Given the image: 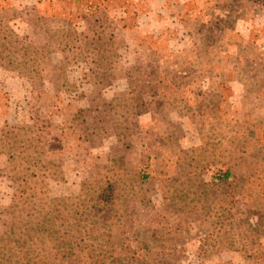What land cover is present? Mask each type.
<instances>
[{
	"label": "rangeland",
	"instance_id": "374dc122",
	"mask_svg": "<svg viewBox=\"0 0 264 264\" xmlns=\"http://www.w3.org/2000/svg\"><path fill=\"white\" fill-rule=\"evenodd\" d=\"M0 264H264V0H0Z\"/></svg>",
	"mask_w": 264,
	"mask_h": 264
},
{
	"label": "trees",
	"instance_id": "16d2710c",
	"mask_svg": "<svg viewBox=\"0 0 264 264\" xmlns=\"http://www.w3.org/2000/svg\"><path fill=\"white\" fill-rule=\"evenodd\" d=\"M229 175V172H226V177ZM110 190H111V187H108L105 189V191H102L100 193V195L98 196V200H99V203H101V205L105 204V206H108L109 204H112V198L110 196Z\"/></svg>",
	"mask_w": 264,
	"mask_h": 264
}]
</instances>
